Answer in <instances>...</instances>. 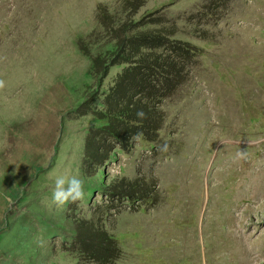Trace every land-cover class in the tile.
I'll return each mask as SVG.
<instances>
[{"label": "rangeland", "instance_id": "1", "mask_svg": "<svg viewBox=\"0 0 264 264\" xmlns=\"http://www.w3.org/2000/svg\"><path fill=\"white\" fill-rule=\"evenodd\" d=\"M141 37L160 46L132 59L181 71L158 136L89 171L103 121L76 112L104 110ZM0 80V264H95L77 223L116 240L111 264H264V196L247 191L264 171V0H0ZM61 172L83 200L52 202Z\"/></svg>", "mask_w": 264, "mask_h": 264}, {"label": "trees", "instance_id": "2", "mask_svg": "<svg viewBox=\"0 0 264 264\" xmlns=\"http://www.w3.org/2000/svg\"><path fill=\"white\" fill-rule=\"evenodd\" d=\"M159 37H141L136 40V49L132 57H124L121 63L128 64L116 78L103 100V111L91 109L89 101L85 100L78 108L77 115L84 116L92 113L100 121L101 126L91 127L87 131L84 142L83 167L89 171L103 165L112 157L116 150L129 149L135 139H144L150 142L156 140L160 123L156 124V105L172 94L179 80V69L169 63L149 62L145 56L132 59L139 54L140 49H151L160 46ZM123 43V42H121ZM114 53H122V44ZM126 44V43H125ZM129 46V45H127ZM123 48H129V47ZM178 58L186 55L183 49H172ZM126 51V50H125ZM82 54L89 57L84 50ZM157 60V59H156ZM92 69L100 64L98 57L91 58ZM111 61L105 67H109ZM105 75V73H104ZM174 79V82L169 79ZM164 82L167 86L164 85ZM170 83V84H169ZM137 113H142L138 116ZM86 225V224H85ZM82 223L76 224L77 237L75 251L85 260L95 264H111L117 257L119 249L116 240L105 231H95Z\"/></svg>", "mask_w": 264, "mask_h": 264}, {"label": "clouds", "instance_id": "3", "mask_svg": "<svg viewBox=\"0 0 264 264\" xmlns=\"http://www.w3.org/2000/svg\"><path fill=\"white\" fill-rule=\"evenodd\" d=\"M5 87V82L0 80V89ZM142 116V113H137ZM52 189V202L58 206L81 201L85 196L84 181L70 172L57 173L54 177ZM11 204V201H9Z\"/></svg>", "mask_w": 264, "mask_h": 264}, {"label": "bare ground", "instance_id": "4", "mask_svg": "<svg viewBox=\"0 0 264 264\" xmlns=\"http://www.w3.org/2000/svg\"><path fill=\"white\" fill-rule=\"evenodd\" d=\"M247 191L249 193H252L255 196H264L263 195L264 194V171L263 170L262 172L259 171V173L254 175L253 179L248 184Z\"/></svg>", "mask_w": 264, "mask_h": 264}]
</instances>
